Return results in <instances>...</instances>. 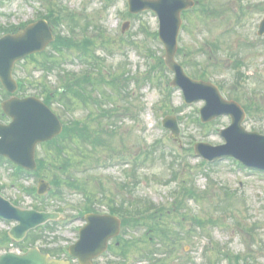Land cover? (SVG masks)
Listing matches in <instances>:
<instances>
[{
  "label": "rangeland",
  "instance_id": "obj_1",
  "mask_svg": "<svg viewBox=\"0 0 264 264\" xmlns=\"http://www.w3.org/2000/svg\"><path fill=\"white\" fill-rule=\"evenodd\" d=\"M49 1L66 8L59 27L62 33L71 35L68 25L70 15L73 16L78 24L74 36L78 41L84 38L92 41L90 54L98 57L96 66L92 59H87L91 61L87 66L76 51H66L63 69L76 76L88 73L90 78L103 82L88 88L92 97L89 106L77 100L75 107L67 111L55 102L51 110L62 119L84 120L93 132H104L109 146L81 145L82 153L78 154L75 149L80 143H63L79 159L67 163L65 171L53 168L45 173L46 180L55 175L81 183L79 187L64 185L63 201L51 199L42 204L25 195L20 186L36 189L38 179L33 176L13 181L12 169L6 164H0V194L11 203L17 201L14 204L19 208L63 209L60 213L63 219L56 222L53 231L46 228L37 232L47 237L48 248L65 247L77 239L78 229L83 225L76 213L77 206L91 205L105 211L111 204L120 205L123 201L128 207L135 198H140L162 209L157 219L161 229L144 236L145 229L133 228L132 240L144 242L131 251L126 264L152 263L142 262L147 256L139 251L149 248L150 239L159 244L154 258L160 264H234L233 259L226 258L233 255L240 256L247 264H264V173L239 169L228 158L202 165L203 160L191 151L196 143L223 144L219 131L229 126L230 118L217 117L206 127L201 125L199 109L204 103L184 104L181 92L168 86L173 74L166 67L152 72L151 66L164 57L163 46L152 36L158 28L157 18L149 12L129 17L126 0H0V27L10 29L37 20L46 14ZM195 1L196 9L183 18L185 27L179 34L175 60L192 79L203 80L198 79L199 71H207V82L221 87L219 91L226 100L241 106L251 104L243 126L247 131L264 135V37L256 35L264 11L254 7H264L263 0H250L253 7L244 1L242 4L249 8L239 21L238 0ZM86 21L89 28L82 32ZM126 22L128 29L122 32ZM210 44H214V50ZM50 48L49 45L45 52H52ZM150 53L154 61L147 59ZM236 61L240 62L239 66ZM35 67V63L19 62L15 67L16 77H30L34 84H50L51 90L58 86L56 74L47 76ZM240 73L243 74L236 81ZM160 75L163 79L158 81ZM163 84H167L166 91ZM37 91L30 88L29 93ZM102 111L107 117L100 115ZM167 115L176 119L177 137L162 128L161 122ZM38 154L53 164L63 160L50 145L39 146ZM134 159L136 166L131 162ZM172 173L177 176L175 180L171 179ZM181 182L185 187L192 186L197 196L182 203L183 208L174 205ZM75 189H81L82 194L75 193ZM227 197L229 209H216ZM193 216L203 221L219 218L218 226L206 223L204 230L198 229L191 220ZM14 225L0 221V239ZM37 229L28 232L18 243L20 246L0 243V255L6 250L25 247ZM36 247L46 248L41 241ZM113 258L111 254L101 257L98 264H106Z\"/></svg>",
  "mask_w": 264,
  "mask_h": 264
},
{
  "label": "water",
  "instance_id": "obj_2",
  "mask_svg": "<svg viewBox=\"0 0 264 264\" xmlns=\"http://www.w3.org/2000/svg\"><path fill=\"white\" fill-rule=\"evenodd\" d=\"M139 3H143L140 7ZM188 0H132V12L143 8L156 10L162 21L160 37L166 47V64L175 72L177 84L187 94L188 100L205 99L208 103L201 110L202 121L206 122L221 114H230L233 125L223 132L227 144L219 148H210L199 144L195 150L203 157L214 160L224 155L233 156L249 166L264 168V137L255 133L248 134L240 127L242 115L235 105L223 101L216 90L207 84L192 82L183 76L181 69L173 61L175 52V36L179 27V13L190 7ZM140 7V8H138ZM264 31V21L261 24ZM262 33V32H261ZM52 40L44 22L27 27L17 35H7L0 39V81L5 88L13 91L10 85V73L15 61L32 53L42 51ZM194 88L199 89L195 98ZM215 107V112L210 113ZM5 113L13 120L9 126H0V154L7 156L20 166L30 170L35 168L34 149L37 143L52 139L61 131L57 118L40 102L33 98L12 100L3 105ZM209 111V112H208ZM173 130V123H165ZM209 149L213 154L206 153ZM46 185L40 186L44 191ZM55 214L38 213L35 211H21L13 208L8 202L0 198V218L15 220L19 224L10 232V236L19 241L25 233L36 226L53 219ZM87 226L81 231L80 240L70 247L69 252L79 259L81 264H89L90 259L102 253L106 247V240L118 233L119 223L111 217L86 216ZM105 230V231H104ZM0 264H66L50 260L36 249L25 255L5 254L0 256Z\"/></svg>",
  "mask_w": 264,
  "mask_h": 264
},
{
  "label": "trees",
  "instance_id": "obj_3",
  "mask_svg": "<svg viewBox=\"0 0 264 264\" xmlns=\"http://www.w3.org/2000/svg\"><path fill=\"white\" fill-rule=\"evenodd\" d=\"M66 45L69 47L70 45H74V43L71 40H63L60 37L58 39V45L56 46L63 47ZM49 101L51 100L49 96H47L46 102L49 103ZM59 140L62 141L61 145L58 146L57 143L54 142L55 143L54 147L56 149V154L60 155L63 158L62 160L63 171H65L67 163L71 164L74 158L79 159L77 155H75L74 153L68 150V146H65L63 144L64 142L72 141V143L74 144L80 143V145H78V148L75 149L76 153L78 154L82 153L81 145H89V146H94V147L104 146V145L109 146L108 140L106 141L104 139L102 132L100 131L93 132L86 125L80 124L78 122H72L70 124L66 123L63 135L61 136ZM41 163H44V159L39 160V164ZM51 165L54 166L56 169L60 168V166H58L56 162L55 164L51 163ZM53 183L55 184V187L57 189L56 195L60 194V188L62 187V185H70V186H77V187L81 186V183H79L76 179L65 180L60 177H55V179H53ZM146 204L150 205L149 202H145L143 206L135 205L132 211H134L136 215H139L141 208H144V210L148 211V206H145ZM149 217L150 216L143 217V218L148 219ZM133 222L135 223V220ZM52 255H56V254H52Z\"/></svg>",
  "mask_w": 264,
  "mask_h": 264
}]
</instances>
